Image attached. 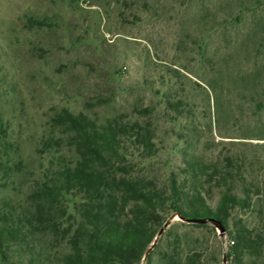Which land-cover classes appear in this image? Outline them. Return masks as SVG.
Returning <instances> with one entry per match:
<instances>
[{
  "label": "rangeland",
  "instance_id": "374dc122",
  "mask_svg": "<svg viewBox=\"0 0 264 264\" xmlns=\"http://www.w3.org/2000/svg\"><path fill=\"white\" fill-rule=\"evenodd\" d=\"M64 111L126 127V155L107 158L148 189L170 193L175 180L191 191L195 163L208 204L229 178L253 198L227 212L231 225L264 227V0H0V123L16 173L0 199L33 211L40 182L77 162ZM116 198L114 216L157 231L154 254L140 264H167L187 222L169 204L151 210ZM99 201L75 191L61 198L45 253L56 261L69 253L64 233ZM212 227L217 234L201 235L217 259L208 263L230 264L233 237Z\"/></svg>",
  "mask_w": 264,
  "mask_h": 264
},
{
  "label": "trees",
  "instance_id": "16d2710c",
  "mask_svg": "<svg viewBox=\"0 0 264 264\" xmlns=\"http://www.w3.org/2000/svg\"><path fill=\"white\" fill-rule=\"evenodd\" d=\"M60 118L62 124L75 133L79 159L60 167L40 182L31 194L33 211L19 210L13 200L0 199V264H140L157 231L141 220L122 222L114 216L119 192L127 200L142 202L151 210L169 204L185 219L214 218L233 237L228 252L230 264H264V227H250L242 221L231 225L228 219L227 212L231 208L251 207L253 200L250 194L246 199L238 195L229 178H223L227 189L221 192L215 207L208 204L206 192L199 186L196 170L200 168L195 163H190L188 168L192 176L191 191H185L175 180L170 182V193L148 189L132 175L118 171L107 158V155H126L120 140L121 134L127 133L126 127L110 123L100 128L83 115L75 116L68 111ZM6 135L5 127L0 123V188H7L16 174ZM73 191L86 194V198L100 199L99 208L91 217L84 216L74 231L64 233L71 250L56 261L45 253L41 242L48 234L59 230L55 218L48 215L53 213L61 198ZM186 226L189 232L173 243L167 254V264H209L210 258L216 263L217 259L209 256L201 239L210 228L217 234L212 224L186 223ZM156 246L147 255L148 262Z\"/></svg>",
  "mask_w": 264,
  "mask_h": 264
},
{
  "label": "water",
  "instance_id": "95a60500",
  "mask_svg": "<svg viewBox=\"0 0 264 264\" xmlns=\"http://www.w3.org/2000/svg\"><path fill=\"white\" fill-rule=\"evenodd\" d=\"M181 219L184 220V221H186L187 223H198V224H208V223H211V224H213V225L219 227V229H220V233H221V234H222V232L225 231V229H224V227L222 226L221 222L218 221V220H216V219H214V218H211V217L198 218V219H185V218H183V217L181 216ZM167 225H168V223H166L165 226H167ZM162 231H163V229L160 230V232L158 233V235H161ZM155 244H156V241H154V242L152 243V246H151V248L148 250L147 254L145 255V258H146V256L149 254L150 250L155 246ZM226 261H227V260H226V257H224L223 262L226 263Z\"/></svg>",
  "mask_w": 264,
  "mask_h": 264
}]
</instances>
